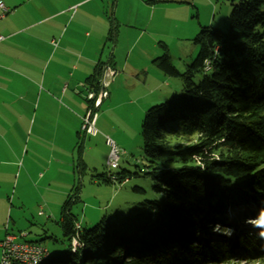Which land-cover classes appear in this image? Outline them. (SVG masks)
I'll return each instance as SVG.
<instances>
[{
    "label": "trees",
    "instance_id": "obj_1",
    "mask_svg": "<svg viewBox=\"0 0 264 264\" xmlns=\"http://www.w3.org/2000/svg\"><path fill=\"white\" fill-rule=\"evenodd\" d=\"M231 7L226 31L205 26L196 35L199 53L184 73L168 53L154 60L183 81L182 92L151 106L142 122L148 174L165 197L118 225L104 218L82 229L72 213L78 192L69 195L59 224L71 250L55 257L48 250L41 264H224L238 256L264 264V224L245 228L264 216V0H231ZM77 166L88 168L82 155ZM111 171L106 182L132 174Z\"/></svg>",
    "mask_w": 264,
    "mask_h": 264
},
{
    "label": "crops",
    "instance_id": "obj_2",
    "mask_svg": "<svg viewBox=\"0 0 264 264\" xmlns=\"http://www.w3.org/2000/svg\"><path fill=\"white\" fill-rule=\"evenodd\" d=\"M0 2L7 7L5 13L0 7V34L5 37L0 41V230L3 232L7 214H12L17 205L25 209L20 206L25 205V199L10 195L16 193L19 185L24 190L37 184L39 200L33 209L40 215L54 214V208L66 197L68 190L62 182L74 181V174L66 166V145L83 134L82 117L89 109L83 91L93 86L94 82L89 81L98 66L103 68L102 78L107 76L106 67H119L114 68L115 76L105 78V90L111 85L123 87L138 93L136 98L143 101L147 94L175 85L154 60L163 55L161 39L194 17L197 1ZM184 2L191 5L177 21L178 7L171 3ZM157 10H163L166 18L174 21L165 32L159 29L160 22L155 21ZM112 21L116 31L110 40ZM122 53L126 61L120 66L118 58ZM126 70L127 78L122 79ZM155 78L157 83L153 82ZM136 98L128 101L137 105L130 112L143 117L145 103L134 101ZM104 103L105 100L99 109ZM110 108L108 105L106 113ZM88 149L92 154L93 146ZM47 191L57 197L49 198ZM57 198L59 202L52 203ZM12 233L5 228L0 235ZM19 233L12 234L16 240H28L27 231Z\"/></svg>",
    "mask_w": 264,
    "mask_h": 264
},
{
    "label": "rangeland",
    "instance_id": "obj_3",
    "mask_svg": "<svg viewBox=\"0 0 264 264\" xmlns=\"http://www.w3.org/2000/svg\"><path fill=\"white\" fill-rule=\"evenodd\" d=\"M196 1V7L193 9L194 17L191 20L189 19L186 24H181L178 28L172 29L169 31V36H165L161 39V53H168L173 64L181 73L187 70L188 66L199 53V46L194 42V38L200 32L201 28L211 26L226 31L228 28V16L232 10L231 0ZM171 4H176L175 6L178 7L177 13H175L177 21L182 19L183 12L191 5V3L187 4L185 2ZM156 16L155 21L158 23L160 22L159 29L162 32L167 31L168 29L166 28L169 25L173 26V19L166 18L163 10H157ZM190 16L192 15L190 14ZM122 31L124 32V28ZM130 31L132 32V30ZM125 58L126 55L124 53L120 54L118 58L120 66H123L126 61ZM110 66L112 69L116 68L119 70V67ZM114 71V75L109 76H115L116 70ZM127 71L128 70L125 71L122 79L127 78V76H125L127 75ZM167 76L175 82V85L170 88H162L160 91L153 94H147L145 96V101L141 98H136L138 96L136 92L111 85L109 88L106 87L107 95L101 97L100 104L94 106V100L88 99V93L94 91L96 95H98L103 90V78L101 76L98 78L100 82V84L97 85L98 87H91L89 91L84 89V100L88 102V108L95 111L97 119L99 116L98 122L96 119L98 131L96 134H89L82 129L83 134L80 139H75L73 143L67 141L65 152L66 166H68L74 174V181L71 183L69 181L62 182L65 186V190H68L66 197L62 199L58 207L54 208V214L49 215V213H45L44 215H40L37 210L33 209V204L39 200L40 191L37 189L39 188L37 184H31L29 189L25 188L24 190H21L19 185V188L16 189V193L12 192L10 195L12 197L17 195L18 198L25 199V205H20L25 209L19 208V205H17V208L14 209L12 214H7V219L3 225V232H5V228L9 229L10 233L14 232L21 234L19 232L27 231L29 233L28 240L40 241V243L48 248L50 254L55 257L56 255L68 253L71 250L70 242L59 224L62 206L69 195L78 192L79 200L77 203L73 204L72 213L77 217L76 221L81 224L82 229H90L104 218H106L108 223L118 225L127 216L136 213L143 203H148L153 200L161 201L165 197V192L157 189V182L148 174L151 167H148V162L144 154L142 122L146 111L151 106L162 103L182 92V78L171 75ZM199 79L200 75L197 76V80ZM153 82L157 83L158 81L155 78ZM168 94L171 95L167 97ZM134 98H136L134 101L139 100L145 103L146 109L143 117H139L130 112L137 108L136 104H130L128 102ZM104 100L105 103L103 107L99 109ZM108 105H111V108L106 113ZM107 137L115 140L120 148V153L124 151L121 153L120 166L116 169H112L111 172L120 173L123 169L132 172L123 182H106L102 178V175L107 174L110 169L106 163L107 154L109 152V147L106 143ZM178 141L185 144L193 143L196 141V137H185ZM89 146H93L94 148L92 154L88 149ZM102 150H104L105 159H103ZM82 154V158L88 166L86 169L85 166H77L79 156L81 157ZM54 163L55 162L52 164L56 165ZM22 180L21 177L20 184ZM47 193L49 198L57 197L51 194L52 192L50 191H47ZM57 201L59 202L58 198L52 201V203ZM238 211L239 208H236L233 212H229V216L232 217V215H235ZM263 224L264 216L261 215L257 220L246 222L245 228L254 229ZM228 230L230 232L233 231L231 228ZM3 232L0 230V234ZM220 232H223L220 228H214L213 230V233ZM3 237L4 235H0V240H2L1 238ZM71 257L72 255H65L62 260L67 261ZM224 264L263 263L238 256L237 259H233Z\"/></svg>",
    "mask_w": 264,
    "mask_h": 264
},
{
    "label": "built area",
    "instance_id": "obj_4",
    "mask_svg": "<svg viewBox=\"0 0 264 264\" xmlns=\"http://www.w3.org/2000/svg\"><path fill=\"white\" fill-rule=\"evenodd\" d=\"M0 7L5 13L7 7L3 2H0ZM5 37L0 34V41ZM53 44L57 45L56 41ZM115 71L111 67H106L105 75H114ZM106 77V76H105ZM106 80L103 78V88H105ZM107 91L103 89L98 95L94 91L88 93V99L94 100V106H98L101 101V97L106 96ZM82 129L86 133H97L96 119L97 115L95 111L89 109L86 115L83 117ZM106 143L109 147V152L107 154L106 163L110 169H116L120 166L121 153L120 148L114 139L107 137ZM80 227V224H77ZM73 247L78 245L76 238L73 239ZM1 246V256L0 264H33L37 259L45 257L48 254V248L42 243L29 242V241H18L15 235L7 234L6 237L0 242Z\"/></svg>",
    "mask_w": 264,
    "mask_h": 264
},
{
    "label": "bare ground",
    "instance_id": "obj_5",
    "mask_svg": "<svg viewBox=\"0 0 264 264\" xmlns=\"http://www.w3.org/2000/svg\"><path fill=\"white\" fill-rule=\"evenodd\" d=\"M48 254H46L45 257H41L39 259H37V261L33 262V264H41L46 258H47Z\"/></svg>",
    "mask_w": 264,
    "mask_h": 264
}]
</instances>
